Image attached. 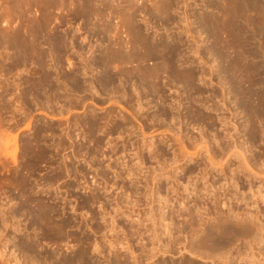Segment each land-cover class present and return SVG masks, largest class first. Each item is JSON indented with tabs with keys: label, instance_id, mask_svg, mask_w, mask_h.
<instances>
[{
	"label": "bare ground",
	"instance_id": "bare-ground-1",
	"mask_svg": "<svg viewBox=\"0 0 264 264\" xmlns=\"http://www.w3.org/2000/svg\"><path fill=\"white\" fill-rule=\"evenodd\" d=\"M94 1L97 2V0H87L89 3L88 13L91 16V19H93V14L98 12L94 10ZM103 1L104 0H100V2ZM129 1L131 2L134 0ZM229 1L231 2V5L229 4L232 7L231 10L233 9V15H231L235 18L236 22L240 18L244 19L245 17L243 16L248 15V12L250 11V14L255 11V15L257 13V16H264V0ZM87 2L85 3L87 4ZM125 3L127 2L125 1ZM170 3L171 2H168V0H164L160 5L161 9H159V11H166L170 6ZM127 4L124 5L127 6ZM106 6L108 5L106 4ZM129 8H131V6ZM97 9L98 7L96 10ZM104 9L105 8H103V10ZM126 11L129 13L128 24L132 33V35L130 32L127 33L130 45L125 44L126 41L124 42L122 38L118 37L116 41L114 40L115 44L111 41L112 45L106 44L102 47L98 45L99 48L95 49L88 48L87 54L88 52L89 54L87 57H84L86 53H83L84 55L82 59L78 56V53L80 54L83 52L84 48L77 45L75 50V53L77 54L76 57H79L81 60L79 59L78 61V58H75L77 59V62L74 63L68 58L70 51L69 45H67V43L66 45H63V37H56L54 38L53 45L48 44L46 47H43L38 44L27 45L30 43L32 44L34 36L30 32H28L29 34H26V30L24 33L21 28L22 25H18L12 29L5 27L6 29H2L7 30L6 32L4 31V33H1L2 31L0 30V34H2L0 35V71H4L2 73H11L10 76L0 77V125L2 122L4 123L6 121L5 123H7L8 121H11V118H8L10 115L7 116V114H12L14 111L19 112V119H17L15 114L14 116L17 121H13V123L8 122L10 124H7L8 126L6 128H13L15 130L17 125L21 124L26 118H29L32 111L40 110L43 114L45 113V116L47 114L46 112H48L47 116H62L65 113L70 112L74 107L83 106L87 100L96 104L107 102H114V104L121 102L122 104L123 102L126 107L133 110L132 114L134 116H137V114L140 113L139 111H143L146 106L148 107V105L155 101L154 107H157V109L153 115L140 113L139 116H146L144 120H151L155 123L158 121L162 123L168 120H170V122L176 120L177 117L172 110L175 105L173 103L174 101L166 103L167 97L163 87L167 86L165 85L166 83H162L163 80H161V76L164 75H162V73L172 72V75L174 74V76L178 78L177 81L181 80L184 83V86L187 87L188 90L186 91L193 90V92L197 94L202 93L200 90L201 87L198 88L195 83L196 78L200 74L196 77V70H185V68L182 69L180 67L183 65L178 64V62L181 61V59L179 60L181 50L180 45H173L174 43L172 45H169L170 43L168 45H150L147 43L149 40L147 41L145 39L146 37L144 39L147 42H145L144 45H137L138 42L143 40V36L146 35L141 33L139 27L133 26L135 25L134 14L136 13L129 10H125V13ZM99 12L101 13V11ZM250 14L248 16H250ZM115 15L113 14V19ZM111 16L112 14L110 15V18ZM1 18L2 16L0 15V22H4V17V20ZM10 18H12V16ZM244 20L246 21L247 19ZM109 21L110 19H107L105 23V25L107 24V29H109V25L111 27L112 23H114ZM102 22L104 21L102 20ZM118 24L117 22L114 23V25H116L115 28H117ZM260 24H258V26ZM91 28L95 29L94 26ZM99 28L96 29L98 30ZM104 32L107 33V31ZM3 34L5 35L3 36ZM8 35L11 36L12 43L9 41L11 38L8 37L10 45H3V39ZM74 46L75 45H72V47ZM75 53L72 52L73 55ZM255 56L257 58V55ZM242 57L244 58L243 54ZM67 58L68 60L66 63L65 61ZM63 59H65V61ZM147 60H151V63L145 64ZM241 60L242 61L240 62H238V60L237 63H228V65H230L227 67L226 64L224 65L225 67L221 66V68H219V70L222 73L227 74L225 76L229 78L226 81L221 79L222 81L219 82L220 79L218 80L219 84L217 85H220L221 89V94H219L222 96L224 102L229 94H233V97L235 98L234 102L239 108H241V113L243 114L242 117H245L243 124H241L246 138L251 141L257 139L260 140V138L264 136V59L261 63H259V61H253L257 63L251 62V65H248L249 62H246L245 60L243 64L241 63L243 62V59ZM6 62L8 64L7 68L5 67ZM245 62L247 65H245ZM30 64L36 65V70H34L35 68L32 65L30 66ZM65 64L67 67L64 66ZM191 65L194 66L193 64ZM32 67L34 69H32ZM194 67V69H196V66ZM197 69V72L202 71L199 70L198 67ZM236 70L241 71L242 74L239 75L240 72L237 73ZM235 73L239 76H236L237 74L234 75ZM186 93L188 94V92ZM215 97H217V95H215ZM195 103L197 102L195 101ZM15 105H17V107ZM195 106L197 107V105ZM195 106V109L193 108L194 110L190 108L191 116L189 115L192 119L195 118V121H203L206 125L209 124L210 126H213L217 118L222 120L219 115L214 116L211 112H204ZM175 108L177 109V107ZM85 109L84 113H81V115L74 118L71 122H68L69 119H65L68 123L66 121L63 122L56 120L55 122L53 120L55 117H50L51 119L49 120H45L43 117L39 119L36 118L30 130L19 137V141L16 140L17 136L14 137L12 135L13 137L11 140L15 138L14 143L10 141L14 145L13 151L9 152L8 149L10 135L8 139L6 138L3 144L0 143V195H4V198L8 201L16 200L14 203L11 202L12 205L7 208L4 207L2 204L3 202L0 201V240L2 239L3 241V248H6L7 245L11 248L10 256L13 257V255H15V260L20 258L17 263L13 264H138L134 249H132V244L129 243L134 235L139 234V230L138 228H134L133 222L146 219L152 223L153 227L147 230L151 231L152 235L154 234V236L149 238V243L154 246L155 240L161 242L160 232H162V222L166 219V208H169L173 203L180 204L181 201L187 199L188 194H197L198 192V188H195V184L191 183L193 181L196 182L193 177L197 173H195V171L199 170L202 172L204 170L203 168L207 165L204 163V167H201V162L197 160L199 156L201 157H199L200 161L202 160L201 152L203 150L207 154L208 150L205 140L200 139L201 142H198L196 138H188L189 141H191L189 146H192L195 149L192 153L188 152V156L183 152L185 148L183 140L176 145L172 143L170 148L173 149L170 155L172 154L173 158L171 157V161H176L181 156V159L184 160V162L171 168L173 170L169 172H163V168L165 169L163 163L166 161L164 160L166 159V154L161 146V143H163L162 139L153 140L154 137H151L152 139L149 138L147 140L143 138L141 143L138 140L133 141L129 137L130 140L123 139L124 133H128L130 130L128 127L131 128L133 126L128 117L121 115L116 108L111 107L107 108L104 112H98L96 108L92 107H87ZM209 109L210 111H214L218 108H213L212 106L208 107V110ZM11 116H13V114ZM221 122L225 123L226 121L222 120ZM27 127L25 128L28 129ZM229 134L230 133L227 132L223 139L230 138L231 141H227L228 139L223 140V144H220L221 146L218 149V153L215 151L217 155L221 154V157L223 155H225V157L228 156L227 161L220 156V160L218 159L220 163H222L221 161L223 160L227 162L220 170L222 173V180L219 182L214 180L211 182L204 181L199 189V191L201 190L203 192L204 196H208L212 190L215 189L217 184L219 187H224L226 185V189L231 187V190H228L230 192H227V195L223 198L225 201L221 202L219 201L220 199L215 197L218 201L214 202L213 199V203H209L210 206L207 205V207H197L198 209L194 210L185 206L186 208H184L183 215H185L186 221L171 228L174 230L173 233L176 234L175 236L173 235V237L171 236L172 232L167 229V234L170 239L166 244H159L157 247L151 246L148 249L145 248L146 243L141 244V250L144 252V257L146 259H153L158 253L165 254L169 252L172 248V244L175 245L182 242L179 241V236L183 235L185 238L187 237V241L182 244L183 249H186V251L193 256L200 258L201 262L202 260L205 262L208 261L206 264H246L248 262L246 259L247 256L246 258L243 256V251H245V249L251 251L259 264H264V252H262L264 249H261V242L263 243L264 241V159H261L262 156L258 155H252V157L254 156L253 158L250 156L251 159L246 157L245 147L243 148L242 145L243 143H247V139H245L244 142L242 141V144L238 142L242 146L240 147L236 140L232 139L231 135L233 134ZM175 135L180 136L177 133H175ZM77 137H82L85 141L94 142L95 147L91 148L85 146L83 143H77L75 141L77 140ZM118 138H122V151L127 152L128 146H126V144L128 143L130 147L128 150L131 154L130 157L134 156V159H138L140 163H144V160L148 158L152 161V164H154V166H146L143 175L140 176V171L142 169L133 168L132 164L129 165L128 162H124L123 159L120 158L122 160L121 165H127V175L136 179L134 183L140 182L142 185L141 192L136 193L139 194V197L143 200L141 204L139 203V198L133 202L131 201L129 207L124 206L120 196L118 197L117 193L115 194L114 191L112 194L113 198L110 210H107L103 206L96 207L95 204L99 202L101 197L97 191L90 188L92 190L88 194H84L85 196H80L81 200L79 199L77 206L74 207V203L70 204L68 198L60 197L58 195V191L55 190L57 188L54 187V185L53 187L55 189L51 187L52 184L64 176L71 175L69 166L66 163L67 157L71 156L61 153L62 151L70 148L72 155L76 158H78V156L82 157V152L85 154V157L86 154H88L90 157L86 163L92 167L91 160L94 154L97 153L99 149L101 150L103 147L102 145L104 144L108 145L111 153L117 155L118 150H120L117 141ZM218 141L219 140H216V143H219ZM202 144L204 145L201 146ZM144 152L147 158L142 155ZM211 152V156L209 154L206 156V159L208 160L205 158L203 159H205L206 162L208 161V163H212L213 161L212 164H214L216 156L214 158L213 152ZM60 153L63 154L61 155V158H59ZM9 154L15 159L19 155L20 162L17 164L20 167L17 169L13 168L12 170L7 167L2 158L7 155L9 157ZM231 157L237 161L232 163V161H230ZM248 158L250 161L247 160ZM58 159L61 160L59 161ZM117 159H119V157L116 158V160ZM190 160L194 163L193 167H185V164ZM130 161L133 160L131 159ZM229 161L231 162L230 164ZM233 165L235 166L234 168L232 167ZM42 166L49 168V171L45 174L43 180L44 183L49 186L47 189H44L43 187V189L36 190L32 185L34 179L31 178L37 171L39 172L42 169ZM243 169L246 170V173L243 172ZM177 170H179L180 173L183 172V175H178L179 172ZM80 172L81 170L77 169L72 175L76 178L77 174ZM240 173L242 174L241 176ZM137 176L140 177L138 178ZM181 177L186 178V180H182ZM242 182H245L246 190H242ZM189 186H192V188L189 189ZM65 187L66 191L69 192L71 191L70 187L73 186L71 183L67 182ZM134 187H136V185H134ZM108 197L107 199H109ZM240 201L244 202L243 204L245 207L243 209L235 204ZM199 203L196 202L197 205H201ZM78 210H80L79 217H77ZM177 213H180V210H177ZM123 214L129 219L128 227L122 229L123 232L128 229V231L124 233L125 237L123 238L125 241L121 240L122 238L118 236V230H116L120 227L117 223V216ZM181 215L182 212L179 216ZM20 216L25 219V223L23 222L22 227L20 226L19 220L17 221V217L19 218ZM159 229H161V231ZM108 235L110 236L109 238H107ZM241 240L243 241V249L236 246V259H234L228 249L237 244V241L241 242ZM121 249H124V251H127L128 253L123 252ZM17 255H19V258H16ZM254 257L252 259H254ZM194 261L192 259L180 257L179 260L173 262V264H197ZM5 262L6 257L4 251L0 250V264H5ZM254 262L250 264L257 263ZM152 264H155V261L152 262Z\"/></svg>",
	"mask_w": 264,
	"mask_h": 264
},
{
	"label": "rangeland",
	"instance_id": "rangeland-1",
	"mask_svg": "<svg viewBox=\"0 0 264 264\" xmlns=\"http://www.w3.org/2000/svg\"><path fill=\"white\" fill-rule=\"evenodd\" d=\"M104 1L103 2H100V0L99 1L97 0V2L94 1V3H95V5H93L94 10L96 12L98 11L97 12L98 14L95 13V11H94L95 14H93V17H92L93 19H91V16L88 13L89 3L87 2V0H71V1H69V0H60V1L59 0H51V1L50 0H0V10L3 11V12L0 11V15L2 16L1 19H3V17L5 19V20L3 19L5 23L0 22V30L2 31V32L1 31L0 32L4 33V31L5 32L7 31V30H2V29H6V28L12 29L13 27H16L18 25H20V26L22 25L21 28L23 29L24 33L27 31L26 34H29L28 32H30L34 36V38H33L34 41H32V44L30 43L27 45H37L38 44L39 46L41 45L43 47H46V45H48V44L53 45L54 38L63 37V39H64L63 45H66V43H67V45H69L70 51H69V57L68 58H70L71 62L74 63V62H77V59H75V58H78V61L80 59L79 57H76L77 54L75 53L77 45H80L82 48H84L83 50L85 51L84 52L82 50L83 52H81L80 54L78 53V56H80L81 59L84 55L83 53H86L85 54L86 56L84 55V57H87V55L89 54V52L87 54L88 48L89 49L90 48L95 49V48H99V46L102 47L106 44L112 45V42H114V40L116 41V39L118 37L122 38L124 42L126 41L125 44L130 45L128 42L129 36L127 34L128 32L131 33V31L129 29V24H128V19H129L128 14L129 13L126 11V13H127L126 14L125 10H129L131 12L134 11L136 14H134V24L135 25H133V26L139 27L141 30V33L142 34L144 33L146 35V36H143L144 34L142 35L143 40L138 42L137 45H144L145 42H147L148 40L149 41L147 43H149L150 45H158V44L159 45L160 44H162V45L167 44L168 45L169 43H170L169 45H172L173 43H174L173 45H180L181 50H180L179 60L181 59V61H179L178 64H180V65L183 64L180 66L182 69L185 68V70H187V69H193L194 71L196 70L195 71L196 77L199 74L201 75V76L199 75L196 78L197 81L195 80V83L197 84L198 88L201 87L200 90L202 93L197 94V93H194L193 90L186 91V90H188L187 87L184 86V83L181 80L177 81L178 78H176L174 76V74L172 75V72H168V73L164 72V73H162V75L163 74L164 75L161 76L162 77L161 80H163L162 83L163 82H164L163 84L166 83L165 85L167 86V87H163V89L165 90L164 92H165V95L167 97V101H168V102L166 101V103H170V102L174 101L173 103L175 105H174L172 110L174 112V115L177 117L176 120H173L175 122H173V121L170 122V120H168V121H164L162 123L160 121L155 123L151 120H147V119L144 120V118L146 116H144V117L139 116L140 113H145L147 115H153L157 109V107H154L155 101H153V103L148 105V107L146 106V108H144L143 111H139L140 113L137 114V116H134L132 114L133 110H131L129 107H126V105L123 102H122V104H121V102L115 103V104H114V102L113 103L107 102V103H102V104H96L94 102H91L90 100H87V102H85L83 106L74 107L70 110V112L65 113L62 116H59V115L58 116L56 115L53 117H51L52 115L47 116L48 112L45 111L47 113L46 114L47 117H46L44 115L45 113L43 114L42 111H40V110L32 111L29 118H26V120L22 121L21 124L17 125V128L15 127V130L13 128H11V129L9 128L10 129L9 130L6 127L10 123H13V121L16 122L17 119H19V114H18L19 112L14 111V113H12L13 116H11L12 115L11 113H8L7 116H9V115L11 116V117L10 116L8 117L9 119L11 118L10 119L11 121H8L10 123H8V122L5 123L6 122L5 121L4 122L5 124L2 122V124L0 125V143L3 144L6 140V138L8 139V137L10 135L8 149H9V152L13 151L14 150L13 143H14L15 138L13 140H11L12 137L17 136L16 140L19 141V137L23 133H25V132L27 133L30 130V128L34 124L33 122H35L34 120H36V118L39 119V118L43 117L45 120H49V119L55 117L53 119L54 121L56 120V121H63L64 122L67 119H69L68 122L69 121L71 122L72 120H74V118L81 115V113H84V111L86 110L85 108H87V107L96 108L98 112H104L109 107L116 108L117 111H119L121 115H125L126 117H128V119L131 121L133 126L131 128L128 127L130 129L128 133H124V135L122 134L123 139L127 140L130 138L133 141L138 140L140 143L143 140V138H145L147 140L149 138L152 139L153 137H154L153 140L162 139L163 143H161V146H162L163 150H165L164 153L168 157L167 158L165 156L166 159H164V160H166V161H164L165 164L163 163V165L165 166V169L163 168V172H169V171L173 170L171 168H174V167H176V166H178L184 162V160L181 159L182 158L181 156L176 161H173V160L171 161V157L173 158V155L172 154L170 155V153H172V149H173V148L172 149L170 148L172 146V143L176 145V144H179V142L181 140H183V142H184L183 145L185 146V148H184L185 151L183 150V152H185L187 154L186 156H188V152L192 153V151L195 150L194 147L191 146L193 148L192 149L189 146V143L191 141H189L188 138H196L198 140V142H201L200 139L205 140L206 144H207V150L208 151L211 150L213 152L214 158H215V156H216V158L217 157L218 158L217 159L215 158L214 164H212L213 161H212V163L211 162L208 163V161L206 162V160H208V159H206L207 158L206 156L208 154L211 156V154H210L211 151H209V153L207 151V154L204 152V150L201 152L203 161L202 160L200 161V159H199L200 156L197 158V160H199V162H201V165H202L201 167H204L203 166L204 163H206L207 165L205 164L206 167L203 168L204 169L202 171L203 173L200 172L198 169H196L198 171H195V173L196 172L197 173L193 176L195 178L194 180H196V182L193 181L191 183V184H193V183L195 184V188H198V192H197V194H193V193L188 194L187 199H185L184 201H181L180 204L179 203H173L174 205L172 204L169 206V208H166V212H165L166 213L165 214L166 219H164V221H163L164 225L162 222L163 227H161L162 232H163V230H164V232L163 233L160 232L161 233L160 234L161 242H157L155 239H154L155 241L153 240L155 242L154 246L157 247L159 244H166L169 241L170 238L167 234V232H168L167 229L172 232L171 236L173 237V235L175 236L176 234L173 233L174 230H172L171 228L174 226L180 225V224L184 223V221H186L185 215H183L184 210H185L184 208H186L185 206H188V207H190V209L195 210L198 208H202L203 206L204 207L205 206L207 207V205L210 206V204L213 203L212 202L213 199H214L213 200L214 202L218 201L217 198L220 199L219 201L224 202L225 201L223 199L224 196L227 195V192H230L228 190H231V187L226 189V187H227L226 185L224 187H219L217 184L215 186V189H213L212 192L208 196H204L203 192L201 190L199 191V189L201 188L204 181H208V182L210 181L211 182L214 180L216 182H219L222 180V173L220 170H221V168L224 167V165H226V163H227L226 161L228 160V156L225 157V155H223L221 157V154L217 155L216 152L218 153V149L221 146L220 144H223V140L228 139L227 141H229V140L231 141L230 138H227V139L224 138L223 139L224 135H226L227 132H229L230 134H233L234 136L231 135L232 139L236 140L237 143L240 142L241 144L245 141V139H247L245 136V132L242 130V124L244 122L245 117L244 116L242 117L243 114L241 113V108H239L238 105L234 102L235 98L233 97V94L232 95L229 94L228 97H226L225 102L222 99V96L220 95L221 94L220 85H217V84H219L220 81H222V80L226 81L229 78H227V76H225L227 74L222 73L219 70V68H221V66L225 67L224 65H226V64H227L226 67L229 66L230 64L228 65V63H233V62L237 63L238 60H239L238 62H240V61H242L241 59H243V62H241V63L244 64V60H245L246 62H249L248 65L249 64L251 65V62H253V61H257V62L259 61V63H261V61L263 62V59H264V56H263L264 55L263 54L264 53V28H263L264 27V16L263 17L260 15L257 16V13L255 15V11H254V13L250 14L251 13V11H250V12H248V15L250 14V16H248V15H246L247 17L243 16V17H245L244 19H247L246 20L247 22L241 18L236 22L235 18H233V16H232L233 15L232 14L233 9L231 10L232 7L230 6L231 2L229 0H172V1L168 0V2H171V3H170V6L164 12H163V10L159 11V9H161L160 5L164 0H134L131 2L129 0H104ZM125 1L128 4L125 3ZM85 2H87V4ZM97 3H98V5H97ZM15 4H16V6H15ZM106 4L108 6H106ZM124 4H127V6H129V7L131 6V8L127 7ZM95 6H96V8L98 7L97 10H96ZM102 7L105 9L103 10ZM18 8H19V10H18ZM7 9H9V10H7ZM8 11H9V13H8ZM99 11H101L102 14ZM110 13L112 14L111 18L113 17V14L114 15L116 14L114 16V19L110 18V15H111ZM107 15H108V18H107ZM11 16H12V18H10ZM101 16H103V17H101ZM249 17H250V19H249ZM257 17H259V18H257ZM106 18L108 20L110 19L109 22H111V23L112 22H114V23L117 22V24L119 23L118 24L119 27L117 26V28H115L116 25H114V23H112L111 27L109 25L108 26L109 29H107L106 28L107 24L105 25L106 20H107ZM102 20L104 22H102ZM113 20H115L116 22ZM244 22H245V24H244ZM92 23H94V24H92ZM111 23H109V24H111ZM235 23L236 24L238 23L240 25H238V24L236 25ZM258 24H260L261 26L260 25L258 26ZM92 25L94 26L95 29L99 28V26H100V28L98 29L99 31L97 29H96L97 30L96 31L95 29L91 28V27H93ZM214 27H216V28H214ZM89 29L90 30L93 29V30L90 31ZM92 31L95 33H93ZM104 31H107V33ZM62 32H63V34H62ZM111 32H112V34H111ZM114 33H115V36H114ZM0 35H2V34H0ZM4 35L5 34H3V36ZM48 35H49V37H48ZM131 35H132V33H131ZM5 37L6 38H4V39L6 42L3 39V45L4 44L10 45V42L12 43L11 36L8 35ZM8 37L11 39H9ZM106 37H108V38H106ZM8 39L10 42L8 41ZM104 39H106V40H104ZM151 42H152V44H151ZM114 44H115V42H114ZM60 45H62V44H60ZM72 45H75V46L72 47ZM73 48H75V49H73ZM196 49H198V50H196ZM212 51H213V53H212ZM72 52L75 53L76 55L75 54L73 55ZM195 53H197V54H195ZM81 54H82V56H81ZM242 54H243L244 58L242 57ZM253 55L254 56L257 55V58H256V56L254 58ZM68 58L66 59V61H65V59H63V60L67 63ZM248 60H250V61H248ZM246 62H245V65H247ZM257 62H253V63H257ZM150 63H151V60H147L145 62V64H150ZM6 64H7V62H6ZM6 64H5V67L7 68L8 64L7 65ZM191 64L196 66V69H194L195 67L192 66ZM31 65L35 68L34 69L32 67V69L36 70V68H37L36 65L30 64V66ZM30 66H29V68L31 69ZM64 66L67 67L66 64ZM197 67L199 68V70H202V71L197 72V70H198ZM236 71H237V73L240 72L239 75L242 74L241 71H239V70H236ZM0 72H1L0 77H5V76L11 75V73H6V72L2 73L4 71H0ZM237 73H235L234 75H236ZM203 75H204V77H203ZM239 75L237 74L236 76H239ZM243 75H244V72H243ZM175 80H176V82H175ZM218 80H219V82H218ZM185 91L188 92V94ZM212 94L214 95V97ZM215 95H217V97H215ZM174 99H176V100H174ZM195 101L197 103H195ZM15 104H17V103H15ZM111 104H113V105H111ZM221 104H222V106H221ZM17 105H15V106L17 107ZM193 105L194 106L197 105V107L196 106L195 107L198 108L199 110L200 109L203 110L204 112L205 111L207 113L211 112V114H213L214 116L219 115L220 118H222V120H224L226 122L223 123V122H221L222 120L217 118V120H216L217 122L215 121V124L213 126L212 125L210 126L209 124L206 125V123H204L203 121H198V120L195 121V118L192 119L190 117L191 116L190 115L191 114L190 108L193 109L194 108ZM15 106H13V107L16 108ZM191 106H193V107H191ZM212 106H213V108L217 107L218 109L214 110V111H210V109L208 110V107H212ZM175 107H177V109ZM14 115L17 117V119H15L16 117ZM12 117H14V118H12ZM232 120H233V122H232ZM62 124H64V123H62ZM223 124H224V126H223ZM66 125H68V124H66ZM147 126H149V127H147ZM25 127H27L28 129H26ZM7 131L9 134L7 133ZM141 132L144 134H142ZM243 132H244V134H243ZM175 133L179 134L180 136L175 135ZM200 133H202V134H200ZM199 135H201V136H199ZM202 135H204V136H202ZM229 135H228V137H229ZM126 136H127V138H126ZM113 137H115V136H113ZM113 137H111V138H113ZM202 137H204V138H202ZM179 138H181V139H179ZM243 138H244V140H243ZM76 139L77 140H75V141L77 143H83L85 146H89L91 148L95 147L94 142L85 141V139L82 137L81 138L77 137ZM216 140H219L218 141L219 143H216ZM220 140H221V143H220ZM10 141H12L13 143ZM117 141H118V145H119V149H120V150H118L117 155L111 153V151H109L110 149H109L108 145L104 144V145H102L103 147L101 148V150L99 149L98 152L96 151L97 153L94 154V156L91 160V163L93 165L92 167L86 163L90 157V156H88V154H86V157H85V154L82 152V154H83L82 157L78 156V158H76L72 155L70 148H68L65 151H62L61 153L66 154L68 156H71V157H67V159H66V163L69 166V170H70L71 175L70 176H64L63 178H61L60 180H58L57 182L52 184L51 187L53 189H55L54 187H56L57 189H55V190L58 191L57 192L58 195L60 197L68 198L70 204L74 203L73 204L74 207L77 206L78 201L80 199V196L81 197L85 196L84 194H88L92 190L90 188H93V190L97 191L101 197L100 199L102 200L101 201L99 199V202H97L95 204L96 207L103 206L107 210H110V208L112 206L111 205L112 198H113L112 194L114 193V191H115V194L117 193L118 197L120 196L122 202L124 203V204L123 203L122 204L124 206L129 207V204H131V201L133 202L134 200H137L140 198L139 197L140 195L136 194V193L141 192V186L142 185L140 184V182L134 183L136 179H134V177L131 178V176L127 175V173H128L127 169H126L127 165H121L122 164L121 159H123L124 162L125 161L128 162L129 165L132 164L133 168H138L140 170L142 169L143 171L142 170L140 171V173H141L140 176L143 175L146 166H154V164H152V161L147 158V156L145 155V152L142 154L145 158H147L144 160V163H140V161H138V159H134L135 158L134 156L130 157L131 154L128 152L130 147H129L127 141H126V143H127L126 146H128L127 152L121 150L122 149V147H121L122 146L121 145L122 138L121 139L118 138ZM176 141H178V142H176ZM246 141H247V143L246 144L243 143V145H242L243 148L245 147L246 157H249L251 159L252 155H254V156L258 155V156H262L261 159H264V153H262V152H264V144H263L264 143V136L262 138H260V140L257 139L255 141H253V140L251 141L250 139H247ZM241 144L238 143V145H240V147H242ZM186 145H188V146H186ZM203 145L204 144H202L201 146H203ZM9 146H10V148H9ZM177 147H178V145H177ZM17 152H18V150H17ZM61 153L59 155L60 157L58 156L59 158H61V155H63ZM10 154H9V157L7 155V156H4L2 159H4V161H5L4 163L7 165V167L10 170H12L13 168L17 169L18 167H20L18 165L20 162L19 155L15 159L13 156L11 157ZM214 154H216V155H214ZM219 156L222 159H225L226 161L223 160V161H221L222 163H220L219 162V160H220ZM118 157H119V159H117L118 160L117 161L116 158H118ZM17 158H18V160H17ZM203 158H205L206 160ZM249 158L247 159L248 161H250ZM131 159L133 161H130ZM78 160H80V161H78ZM230 161H232V163H233V162H236L237 160H235L233 157H231ZM230 161H229V164L231 163ZM193 165H194L193 161L190 160L185 164V167H189V166L193 167ZM232 167L234 168L235 166L233 165ZM76 168L80 169L81 172L78 173L77 177L75 178L72 175V173L75 170H77ZM48 171H49L48 167L46 168L45 166H42V169L39 172L37 171L35 173L36 175L34 174L33 177L31 178V179H34V181H33L34 183H32V185L36 188V190L43 189V187H44V189L48 188L49 185H46L43 181L44 176H45V174H47ZM177 171L179 172V170H177ZM245 171L246 170L243 169V172H245ZM6 173H9V172H6ZM182 173L183 172H181V173L179 172L178 175H180V174L183 175ZM199 173H201V174H199ZM241 175L242 174L240 173V176ZM181 179L184 181L186 180V178H183V177H181ZM67 182L71 183L72 186L74 187V188L70 187L71 191L73 188L72 192L66 191L65 184ZM196 183H197V185H196ZM53 185H54V187H53ZM134 185H136V187H134ZM136 188H138V189H136ZM191 188H192V186H189V189H191ZM241 188H242V190H246L245 182L244 183L242 182ZM203 196H204V198H203ZM0 197H3V198H0V201L3 202L2 204L6 208L8 206L12 205V203H14L16 201V200L15 201L14 200L8 201L7 199L4 198V195L3 196L0 195ZM102 197H103V199H102ZM107 197L109 199H107ZM215 197H217V198H215ZM140 199H139V203L141 204L143 202V200L142 199L140 200ZM7 201H8V203H7ZM196 202L197 203L201 202L199 204H201L202 206L197 205ZM107 203L109 206L107 205ZM243 203H244L243 201L242 202L240 201V202H237L235 204L237 206H239L241 209H243L245 207V205ZM236 205H234V206H236ZM100 209H102V208H100ZM177 210L178 211L180 210V213L182 212L181 216H179L180 213H177ZM79 212H80V210L77 211V213H78L77 217H79ZM117 217H118L117 223L121 227V229H120V227H118L116 229V230H118L117 234L120 238H122L121 240L125 241V239L123 237H125L124 233H126L128 231V229L124 230L125 232H123L122 229H126L128 227V224H129L128 220L129 219L124 214L119 215ZM18 220L20 222V226L22 227L23 222L25 223V221H24L25 219L20 216L19 218L17 217V221ZM139 222H141V223H139ZM165 225H166V227H165ZM133 226H134V228H138L139 234L134 235L133 238H131L132 240L131 241L129 240L130 241L129 243L132 244V247H133L132 249H134V252H135L134 254L136 255V260H137L138 264H152V262H154V261H155V264H157V263L158 264H173V262L179 260L180 257L192 259L193 261L195 260L194 262L197 264L208 263V261L205 262L203 260L201 262L200 258L193 256L188 251H186V249H183L182 244L187 241V237L185 238L183 235L179 236V238H180L179 241L180 242L182 241V242L180 244H175V245L172 244V248L170 249L169 252H167L165 254L158 253L153 259H146L144 257V252H142V250H141V244L146 243L145 248H147V249L150 248L151 246L154 247L153 245H151L149 243V238L154 236V234L152 235L151 231L147 230V229L152 228L153 225L149 220H146V219L142 220L141 219L140 221H137V222L134 221ZM161 229H159V230L161 231ZM109 237L110 236L108 235L107 238H109ZM241 242H242V245H241ZM241 242L237 241L236 242L237 244L229 247V249H228V251L231 253V255L233 256L234 259H236L235 258L236 257V251H235L236 246L243 249V241L241 240ZM261 246H262L261 249L263 250L264 249V241H263V243L261 242ZM147 249H145V250H147ZM0 250L4 251V254L6 257L5 264L17 263L18 260L20 259L19 255H17V257H16V258H19L18 260L17 259L15 260V255L12 254L14 258L12 256H10L11 255L10 254L11 248H9L8 245L6 246V248H3L2 239L0 240ZM121 250L125 253H128L127 251H124V249H121ZM246 250L247 249H245V251H243V253H244L243 256H245L244 258H246V256H247L246 259L248 262L250 260L249 263L245 260L247 262L246 264L253 263L254 260H255L254 263L257 262L256 264H259L257 259H255V257L252 255L251 251L247 250V252H246ZM224 252H226V251H224ZM262 252H264V250ZM16 254H17V252H16ZM253 257H254V259H252Z\"/></svg>",
	"mask_w": 264,
	"mask_h": 264
}]
</instances>
